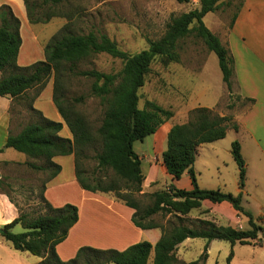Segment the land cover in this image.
Returning a JSON list of instances; mask_svg holds the SVG:
<instances>
[{"label":"trees","instance_id":"obj_1","mask_svg":"<svg viewBox=\"0 0 264 264\" xmlns=\"http://www.w3.org/2000/svg\"><path fill=\"white\" fill-rule=\"evenodd\" d=\"M28 21L31 24L46 23L56 15L55 7L68 0H23ZM187 3L190 0H178ZM200 6L178 15H173L165 32L157 39L149 40L148 47L129 53L122 50L116 41L106 34L77 33L65 26L51 38L44 47L45 59L29 65H19L22 47L21 20L8 3L0 5V96H10L13 100L27 96V92L40 85L32 97L30 111L36 119L26 123L17 133L11 130L5 147L23 152L31 159L42 160L38 164L27 161L35 170H51L41 188V198L45 204L44 213L32 215L20 211L11 222L0 225V235L22 252L39 256L36 264H148L153 254V264H206L209 258V244L214 239L230 241L233 245L259 244L263 227L250 210L243 204L246 182V163L238 140L232 143V154L239 165L238 194L220 188L201 187L195 170L198 148L224 138L229 129L238 130L236 121L229 116H221L212 108L198 106L189 111V119L174 124L167 134V147L163 151V164L173 179H180L185 172L191 178V189L179 188L173 183L168 187L146 194L143 191L145 173L143 161L134 144L155 134L159 128L174 116V111L153 100H147L140 107V89L145 85L152 64L159 61L166 66L181 60L182 43L193 36L201 40L209 51L216 53L223 81L229 91L233 88L235 60L230 49L205 23L209 12L216 11L221 0H199ZM243 0L233 16L234 25ZM99 53H106L122 61L117 72H104L96 68L80 69L79 64ZM55 73L53 101L69 127L72 138L63 137V123L46 117L33 106L47 79ZM68 73L91 79L90 95L100 99L104 115L100 126L94 131L87 119L79 114L74 105L83 103L85 95L68 100L62 97L61 80ZM250 103L252 98H244ZM232 122V123H231ZM91 151L94 154H91ZM74 155L75 175L81 187L91 192L114 193L118 200L134 209L133 223L142 229L161 228L160 239L153 244L141 240L123 250L98 248L90 245L79 247L74 257L63 260L57 252V245L63 242L70 229L79 221V207L73 203L54 206L45 196L47 184L61 171L62 165L53 161L56 156ZM95 165L89 169L88 161ZM8 163V162H6ZM2 185L0 176V186ZM2 187V186H1ZM10 196V195H9ZM13 202L12 197H9ZM149 202L143 204L142 200ZM228 201L248 219V227L239 229L232 225H220L207 219L197 218L191 224L185 223L193 209L203 207V202ZM16 205V204H15ZM170 215L169 226L159 223L156 215ZM21 225L23 231L13 229ZM188 238L206 239L200 256L190 262L178 255L179 245ZM233 252L228 257L230 263Z\"/></svg>","mask_w":264,"mask_h":264},{"label":"rangeland","instance_id":"obj_2","mask_svg":"<svg viewBox=\"0 0 264 264\" xmlns=\"http://www.w3.org/2000/svg\"><path fill=\"white\" fill-rule=\"evenodd\" d=\"M20 1L24 10L19 8L22 7V4L18 6L12 0H0V5L3 3L10 4L21 20L23 43L18 58L19 65H29L45 59V45L65 26H69L71 30L77 33L106 34L116 41L122 50L136 53L147 48L149 40L157 39L165 32L166 25L173 15L200 6L199 0H190L187 3L178 0H68L55 7L56 15L51 17L48 22L31 24L27 18L24 1ZM221 1L220 7L216 11L208 13L204 21L214 33L224 40L231 28L233 16L237 12L241 0ZM180 53L181 60L179 62H172L166 66L159 61L152 64L145 85L139 91L141 96L140 107H143L147 100H153L163 107L173 110L174 116L167 121L168 124L169 122L178 124L188 121L189 111L198 106L211 107L219 115L229 116L232 122H237L238 116L250 107V103L238 93L235 83H233L232 91L227 89L216 53L209 51L201 40L193 36L188 37L182 43ZM79 68H96L104 72H117L122 68V61L113 58L109 54L99 53L80 63ZM91 83V79L68 73L61 80L63 98L71 100L80 95L86 96V100L83 103L75 104L74 109L87 119L95 131L102 122L104 107L99 98L90 95ZM54 85L55 73L53 71L40 95L32 103L35 108L41 109L40 111L50 119L55 116L52 99ZM39 89L40 85H37L27 92L26 97H20L12 101L10 111V130L12 133L19 132L26 123L36 119V115L30 111L29 104ZM168 124L162 125L156 135L148 136L142 142L138 141L135 144V148L139 153L143 152L140 151L142 148L146 149L149 160H146L144 156V173L152 165L153 174H155L157 180L155 184L143 186L142 192L145 195L164 189L168 187V183H172V180L165 174V170L161 166L163 151L167 147V137L162 140L161 135L167 129ZM237 132L234 129H229L224 138L199 146L195 167L200 185L203 186V184H208L207 182L210 181L221 186L227 184V187H224L223 190L237 194L239 165L232 154V143L238 140L239 137V132ZM63 133L65 134V132ZM155 137L157 138L156 142ZM91 154L93 155L94 152L91 151ZM26 157L28 155L23 152L6 148L0 140V160H19ZM27 161H34L38 164L43 163L42 160L29 157ZM27 161L12 164L0 162L2 181L0 195H6L9 200V197H12L13 202L11 201V203L16 204L15 206L19 212L27 211L32 215H36L45 211V204L41 198V188L51 170H35L27 165ZM56 161L63 166V171H61L56 182L50 186L48 200L54 206H62L66 203L76 204L83 213V222L77 229V233L66 242V245L61 247L63 256L68 254L65 247L68 250L79 244L83 246L89 242H92L93 246L98 248L123 250V244L112 247L108 243H102L106 241L105 236L100 238V232L107 234L106 231H113L116 227H126V234H128L131 241L139 238L137 233L136 236L127 228L125 223L127 212L124 207L129 208L123 201L118 200L114 193L95 192L97 194H88V197L84 198L83 193L79 190L82 188L81 185L73 178L74 162L72 156H59ZM245 163L247 162L245 161ZM94 165L95 162L92 160L87 162L89 169ZM252 175H255V173H252L251 170ZM181 178L180 183L187 185L189 176L186 175ZM249 186V192L244 196L242 204L257 216L258 213L264 211V188L258 187L256 189L252 183ZM112 199L118 201L117 204L111 203ZM142 202L147 204L149 199L145 198ZM0 204L3 205V203ZM229 215L231 214H228V218H232ZM155 218L159 223L167 226H169L167 223L169 220L172 223H178L170 215L161 216L159 214ZM197 218L207 219L220 225L230 224L239 229H246L249 226L247 220L241 221L239 218H235L232 221L213 213L211 208L206 207L193 209L187 216L185 223L191 224V221ZM257 222L262 225L264 232L263 217H258ZM13 230L21 232L23 228L21 225H17ZM161 232V228L153 229L148 232L149 235L145 238L154 240L155 235L161 234ZM259 235L263 241L262 245L254 243L241 244L239 242L233 245L227 240H212L209 245V259L206 264H227L231 252H233V256L229 264H264V233ZM206 242L207 240L203 238L185 240L178 247L179 257L186 262L197 259L203 252ZM39 260V256L14 249L11 243L0 235V264H36ZM152 261L153 254L148 264H153Z\"/></svg>","mask_w":264,"mask_h":264},{"label":"crops","instance_id":"obj_3","mask_svg":"<svg viewBox=\"0 0 264 264\" xmlns=\"http://www.w3.org/2000/svg\"><path fill=\"white\" fill-rule=\"evenodd\" d=\"M12 1L15 2V4H17L18 6L22 4L20 0H12ZM19 8L21 10H24L23 4H22V7L20 6ZM220 38L222 42L230 49L231 54L233 55L234 60H235V71H234V76H233V83L237 85L238 93L243 98H252L255 100V102L245 112H243L241 115L238 116V120H237V124L239 126V129L236 130L239 132L238 141L241 144V152H242L243 158L247 162L246 163L247 171H246L245 188L242 190L243 198H244V196H246L249 192L248 190L250 187L249 186L250 183H252L256 187V189L258 187L264 188V0H243V5L238 12L234 25L229 29L224 40L221 36ZM19 57H20V54H19ZM0 77H1V73H0ZM52 99H53V96H52ZM12 101L13 99L10 96H0V140H1L2 145H5L7 136L11 129L10 111H11ZM53 106L55 108L54 109L55 116L53 117V119H55V121H61L63 123V129L61 131V135L63 137L72 138V133L69 127L67 126L66 122L64 121L63 117L61 116L59 110L57 109L55 103L53 104ZM166 123L168 124V122H165L163 125H166ZM174 124L175 123L169 122V124L167 125V129L161 135L162 140L165 137H167V134L170 128ZM63 132H65V134ZM156 141H157V138L155 137V142ZM135 144H134V149L136 150ZM140 151H143V152L142 153H139L138 151L137 152L142 158L143 163H144V156L146 157V160H149L146 154V149L144 150L142 148V150ZM245 151H246V154H245ZM66 156H72V160L74 162V156L72 154L66 155ZM57 157L59 156H56L53 158V161L56 163H57L56 161ZM27 160H28V157L19 159V160L18 159H5V160H0V162L2 163L8 162V164H12L14 162L15 163L26 162ZM161 166L162 168H164L165 174L172 180V183L175 186L179 188H186V189L192 188L191 178L188 172H185L182 176L188 175L189 182L187 185L186 184L182 185L180 183L182 178L173 179L172 176L167 172L163 164V160L161 162ZM195 170H196V167H195ZM251 170H252V173H255V175L251 176ZM62 171H63V166H62ZM153 171L154 170H153L152 165L149 166L147 171H145V180H144L143 186L152 185L157 182L155 174H153ZM60 173L47 184L46 191H45V196L47 199H48V193L50 190V186H52L54 182H56ZM0 174H1V170H0ZM73 178L74 180L77 181V178L75 175V163H74ZM207 183L208 184H203V186L201 184L200 186L204 188H220L222 190L225 189L224 187H227V184H222L224 186H221L220 184H217L216 182H213V181H210ZM168 185H170V183H168L167 186ZM79 190L83 193L84 198H87L88 194L99 193V192L93 193L83 188ZM240 191L241 189L239 187V182H238V188L236 190V193L238 194ZM117 202L118 201H116L115 199L111 200V203L113 204H117ZM0 203H3V205L0 204V225L11 222L14 218H16L19 215V211L17 207L11 203V201L8 199L6 195H3V194L0 195ZM203 207L211 208V211L213 213L218 214L221 217L228 218V214H231L229 216H231L232 218H228V219L232 221L235 218H239L241 221L242 220L248 221V219L244 217L243 215L238 216L237 211L233 208V206L228 201H224L222 203H213L209 200H205L203 202ZM124 208H126L125 210L127 212L126 219L124 218L125 223L127 224V228H129V230H131L133 234L135 233L136 235L137 233L139 238L137 240L135 238V240L131 241L129 240L130 238L128 237V234H126V227L125 228L116 227L115 230L113 231H110V232L106 231L107 234H104L105 232L103 233L100 232L101 237L100 236L99 237L103 238V236H105L104 239L106 240L102 243H108V245L112 247H118L117 246L118 244H121V245L123 244L122 247L126 248L127 246L134 244L138 241L149 240L148 238H145L149 235L148 232L153 229H159V228L142 229V228L137 227L131 219L134 209L129 206H128L129 209H127V207H124ZM251 212L254 215V218L256 221H257V218L260 216H262L264 220V211L261 213H258L257 216L253 213V211ZM82 222H83V213L79 207V221L70 229L67 238L63 242L57 245V252L63 260H68L74 257L79 247L82 246V244H79L76 247L70 248L68 250H67V247H65V250L68 253L67 256L65 255L63 256V254L61 253V247L66 245V242H68L74 236V234L77 233V229L81 226ZM161 234H156L154 237V240H149V241L155 244L160 239ZM84 245L93 246L94 244L92 242H89Z\"/></svg>","mask_w":264,"mask_h":264}]
</instances>
